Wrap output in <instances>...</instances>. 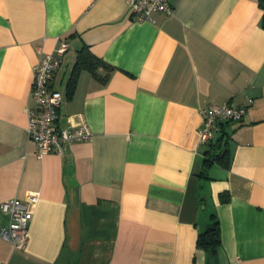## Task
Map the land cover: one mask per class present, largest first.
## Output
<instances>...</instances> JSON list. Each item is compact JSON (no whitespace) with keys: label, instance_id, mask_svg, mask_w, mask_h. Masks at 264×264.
I'll return each instance as SVG.
<instances>
[{"label":"crops","instance_id":"1","mask_svg":"<svg viewBox=\"0 0 264 264\" xmlns=\"http://www.w3.org/2000/svg\"><path fill=\"white\" fill-rule=\"evenodd\" d=\"M170 2L171 16L134 21L125 0H0V205L39 194L26 247L0 238V263L264 264V11L258 0ZM61 42L56 126L82 115L92 138L38 158L33 72ZM82 48L110 69L96 70L102 80L82 70L69 94ZM224 103L245 107L242 121L200 144L202 110ZM222 136L228 167L203 178ZM212 214L215 255L196 247Z\"/></svg>","mask_w":264,"mask_h":264},{"label":"built area","instance_id":"2","mask_svg":"<svg viewBox=\"0 0 264 264\" xmlns=\"http://www.w3.org/2000/svg\"><path fill=\"white\" fill-rule=\"evenodd\" d=\"M125 3L134 21L151 20V16L155 13L167 16L173 13L170 0H125ZM67 49L68 45L61 42L53 53L44 54L40 51L38 62L34 67L31 96L36 108L26 111L27 135L36 145L38 158L49 153L62 157L65 145L90 141L92 138V133L82 115H79V124L74 129H60L56 126L62 95L51 88V82ZM245 113V107L231 103L209 105L202 110V122L198 129L200 144H210L221 124L239 123ZM38 198L39 194L32 192L24 200L12 199L0 205L1 212L8 216V225L0 230V238L11 244L14 249L23 250L26 247L28 225Z\"/></svg>","mask_w":264,"mask_h":264},{"label":"trees","instance_id":"3","mask_svg":"<svg viewBox=\"0 0 264 264\" xmlns=\"http://www.w3.org/2000/svg\"><path fill=\"white\" fill-rule=\"evenodd\" d=\"M258 5L262 11H264V0H258ZM261 27L264 29V16H262ZM110 69L102 60L95 57L87 48H82L77 55L76 62L74 64L71 77L69 79V94L72 93L77 77L82 70H86L92 74V76L102 80L98 77L96 70L98 68ZM206 157L203 160V172L201 176L207 178V169L213 164L217 163L220 166L228 167L230 162V152L227 147V140H224L223 136L217 140V142L211 145L210 150L205 152ZM220 201L226 203L229 201V194L224 193L220 195ZM210 221L206 225V228L198 234L196 240V247L204 250L209 255H215L218 248L221 245L220 239V225L219 220L215 214L210 215Z\"/></svg>","mask_w":264,"mask_h":264}]
</instances>
